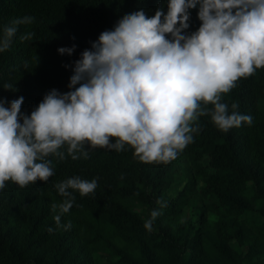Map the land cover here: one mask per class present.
Instances as JSON below:
<instances>
[{
  "label": "trees",
  "instance_id": "16d2710c",
  "mask_svg": "<svg viewBox=\"0 0 264 264\" xmlns=\"http://www.w3.org/2000/svg\"><path fill=\"white\" fill-rule=\"evenodd\" d=\"M161 6L166 14V0H0V33L14 19L34 18L0 53V99L23 96L21 112L30 115L51 89L69 91L74 61L100 33L125 14L154 16ZM190 13L189 33L201 24L198 7ZM25 33L31 39L21 40ZM73 44L72 55L58 52ZM221 102L230 112L237 104L252 123L222 131L211 120L213 105L201 101L193 141L167 163L142 162L127 144L97 146L87 158L50 157L47 182L6 181L0 264H264V67L239 78ZM73 176L96 178L97 187L74 193L61 216V224L71 222L65 230L53 219V203L65 199L55 184ZM154 209L160 215L149 231Z\"/></svg>",
  "mask_w": 264,
  "mask_h": 264
},
{
  "label": "clouds",
  "instance_id": "9594fccd",
  "mask_svg": "<svg viewBox=\"0 0 264 264\" xmlns=\"http://www.w3.org/2000/svg\"><path fill=\"white\" fill-rule=\"evenodd\" d=\"M166 4V14L163 6L154 16L140 9L100 33L74 61L69 91L51 89L30 115L21 112L23 96L0 99V190L6 181L21 187L47 182L53 175L50 157L87 158L97 146L123 151L127 144L142 162L167 163L193 141L198 128L192 121L203 114L201 101L213 105L211 120L222 131L252 123L251 115L236 110L237 104L230 112L221 94L264 67V0ZM197 7L201 24L189 33L190 9ZM33 19L24 16L4 26L0 53L12 44L18 25ZM75 49L73 44L58 52L72 55ZM96 187V178L80 176L55 184L65 198L52 205L57 227L71 228L70 221L61 224V216L73 207L74 193L85 196ZM159 215L154 209L144 227L151 231Z\"/></svg>",
  "mask_w": 264,
  "mask_h": 264
},
{
  "label": "rangeland",
  "instance_id": "374dc122",
  "mask_svg": "<svg viewBox=\"0 0 264 264\" xmlns=\"http://www.w3.org/2000/svg\"><path fill=\"white\" fill-rule=\"evenodd\" d=\"M105 262V261H104ZM106 263V262H105Z\"/></svg>",
  "mask_w": 264,
  "mask_h": 264
}]
</instances>
